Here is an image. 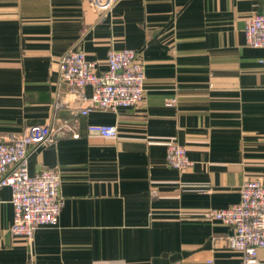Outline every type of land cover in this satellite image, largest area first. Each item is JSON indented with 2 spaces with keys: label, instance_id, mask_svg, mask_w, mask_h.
<instances>
[{
  "label": "crops",
  "instance_id": "0c3cea01",
  "mask_svg": "<svg viewBox=\"0 0 264 264\" xmlns=\"http://www.w3.org/2000/svg\"><path fill=\"white\" fill-rule=\"evenodd\" d=\"M260 13L264 0H118L97 19L88 0H0V139L55 122L28 172L57 170L63 198L58 222L27 241L11 234V190L0 187V264H242L226 243L232 227L201 214L264 179V48L244 34ZM77 44L99 71L111 48L136 50L143 100L79 114L92 87L58 74ZM90 124L115 125L117 137ZM169 139L189 167L167 164Z\"/></svg>",
  "mask_w": 264,
  "mask_h": 264
},
{
  "label": "built area",
  "instance_id": "2783aa9c",
  "mask_svg": "<svg viewBox=\"0 0 264 264\" xmlns=\"http://www.w3.org/2000/svg\"><path fill=\"white\" fill-rule=\"evenodd\" d=\"M118 0H88L97 19L106 16ZM245 42L251 47L264 48V13L245 19ZM264 63V60H262ZM96 61L86 58L77 44L68 49L58 61L59 82L66 86L90 85L92 93L78 110L87 115L93 110H115L135 107L145 95V70L139 53L132 48H111L106 57V69L98 70ZM174 99L166 101L171 105ZM57 106V105H56ZM59 126L55 122L29 126L23 131L0 139V187L11 190L13 236L31 241L41 226L55 225L63 205L60 195L61 178L53 168L33 175L28 172L30 152L54 140ZM90 134L114 139L115 125L90 124ZM72 136L77 137L76 132ZM166 162L170 167L184 169L192 164L183 145L169 139L165 142ZM240 200L224 208H212L201 215L232 227L226 238L229 248L241 254L242 264H261L258 250L264 249V179H245L239 188Z\"/></svg>",
  "mask_w": 264,
  "mask_h": 264
}]
</instances>
